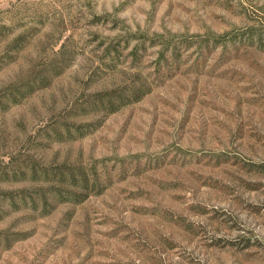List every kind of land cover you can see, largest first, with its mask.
Returning a JSON list of instances; mask_svg holds the SVG:
<instances>
[{
  "label": "rangeland",
  "instance_id": "374dc122",
  "mask_svg": "<svg viewBox=\"0 0 264 264\" xmlns=\"http://www.w3.org/2000/svg\"><path fill=\"white\" fill-rule=\"evenodd\" d=\"M0 264H264V0H0Z\"/></svg>",
  "mask_w": 264,
  "mask_h": 264
}]
</instances>
